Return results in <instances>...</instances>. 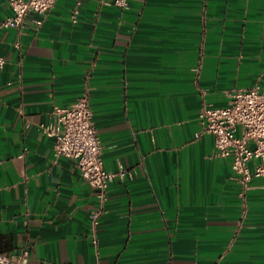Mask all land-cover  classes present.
Returning a JSON list of instances; mask_svg holds the SVG:
<instances>
[{"label": "crops", "instance_id": "crops-1", "mask_svg": "<svg viewBox=\"0 0 264 264\" xmlns=\"http://www.w3.org/2000/svg\"><path fill=\"white\" fill-rule=\"evenodd\" d=\"M116 1L58 0L0 29V253L29 246L30 264H264V178L244 202L198 117L237 88L264 90V0ZM11 14L0 0V23ZM85 94L105 168L131 173L110 185L95 230V190L42 127Z\"/></svg>", "mask_w": 264, "mask_h": 264}, {"label": "built area", "instance_id": "built-area-1", "mask_svg": "<svg viewBox=\"0 0 264 264\" xmlns=\"http://www.w3.org/2000/svg\"><path fill=\"white\" fill-rule=\"evenodd\" d=\"M58 0H9L12 14L0 23V29L19 27L30 13L47 14ZM128 0H117L126 6ZM41 19L36 21L41 26ZM6 61L0 57V70ZM203 131L212 136L214 157L228 158L234 176L241 186L240 196L246 201V192L255 179L264 178V90L257 87L237 88L229 94L224 107L204 104L198 114ZM44 132L54 138L56 158L76 161L82 178L95 190L97 206L91 213L92 226H98L105 212L110 185L124 180L131 173L119 166L109 171L102 160V142L93 120L89 96L85 94L71 105L55 108L52 123L42 125ZM23 156H20L22 158ZM252 164H254L252 166ZM22 174V171L19 170ZM29 246L17 253H0V264H30Z\"/></svg>", "mask_w": 264, "mask_h": 264}]
</instances>
